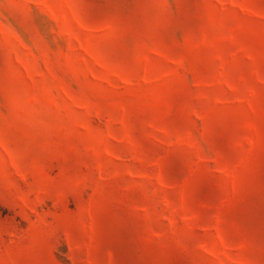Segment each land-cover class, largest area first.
I'll return each instance as SVG.
<instances>
[{
    "label": "rangeland",
    "instance_id": "1",
    "mask_svg": "<svg viewBox=\"0 0 264 264\" xmlns=\"http://www.w3.org/2000/svg\"><path fill=\"white\" fill-rule=\"evenodd\" d=\"M0 264H264V0H0Z\"/></svg>",
    "mask_w": 264,
    "mask_h": 264
}]
</instances>
